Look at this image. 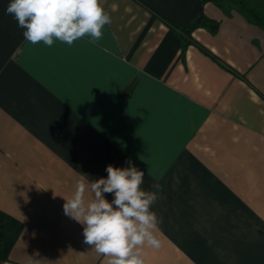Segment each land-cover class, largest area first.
<instances>
[{
	"label": "crops",
	"instance_id": "crops-1",
	"mask_svg": "<svg viewBox=\"0 0 264 264\" xmlns=\"http://www.w3.org/2000/svg\"><path fill=\"white\" fill-rule=\"evenodd\" d=\"M10 2L0 211L21 232L0 264H107L63 206L81 175L129 161L158 196L160 246L145 244V264H264V31L230 3L100 0L111 17L100 41L46 46L24 38ZM200 9L218 29H195L183 49L171 25Z\"/></svg>",
	"mask_w": 264,
	"mask_h": 264
},
{
	"label": "clouds",
	"instance_id": "clouds-1",
	"mask_svg": "<svg viewBox=\"0 0 264 264\" xmlns=\"http://www.w3.org/2000/svg\"><path fill=\"white\" fill-rule=\"evenodd\" d=\"M6 14L24 29L28 42L46 46H52L54 39L71 46L84 37L96 44L104 27L111 24L100 0H11ZM128 165L109 164L107 177L91 181L81 175L63 206L65 214L83 226V242L107 257V264H145V244L160 246L153 231L160 220L151 210L158 196L142 188L145 173L131 161ZM86 193L91 194L90 199ZM106 194L113 199L109 201Z\"/></svg>",
	"mask_w": 264,
	"mask_h": 264
},
{
	"label": "trees",
	"instance_id": "trees-1",
	"mask_svg": "<svg viewBox=\"0 0 264 264\" xmlns=\"http://www.w3.org/2000/svg\"><path fill=\"white\" fill-rule=\"evenodd\" d=\"M216 7L222 9L225 3H230L238 13L249 23L264 31V0H209ZM173 31L181 39L185 49L192 43L191 33L197 28H203L214 34L218 29V23L206 18L199 12L198 17L184 27L171 25ZM21 232V224L0 211V261L8 259L10 250Z\"/></svg>",
	"mask_w": 264,
	"mask_h": 264
}]
</instances>
